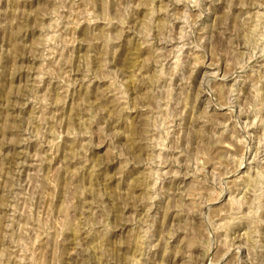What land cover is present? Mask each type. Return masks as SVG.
I'll return each mask as SVG.
<instances>
[{
    "label": "rangeland",
    "instance_id": "1",
    "mask_svg": "<svg viewBox=\"0 0 264 264\" xmlns=\"http://www.w3.org/2000/svg\"><path fill=\"white\" fill-rule=\"evenodd\" d=\"M0 264H264V0H0Z\"/></svg>",
    "mask_w": 264,
    "mask_h": 264
}]
</instances>
